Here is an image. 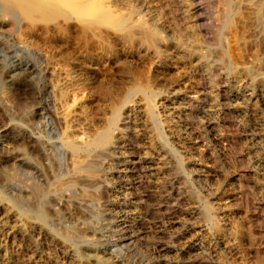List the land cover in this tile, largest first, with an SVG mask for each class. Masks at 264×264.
Returning <instances> with one entry per match:
<instances>
[{
	"label": "rangeland",
	"instance_id": "rangeland-1",
	"mask_svg": "<svg viewBox=\"0 0 264 264\" xmlns=\"http://www.w3.org/2000/svg\"><path fill=\"white\" fill-rule=\"evenodd\" d=\"M34 1L35 5L36 2L41 6L45 5L46 12L45 8L40 10L42 13L39 10L37 12V9L36 11L31 9L30 11L33 12L31 14L26 9H24L25 12L21 11L22 9L11 12L5 0H0V150L2 151H0V166L8 170L15 165L19 172L14 185H5L0 170V220H2L0 224V264H15L17 260L26 259L30 251L37 254L28 262L29 264L31 262V264H96L97 261L88 256L91 249L96 250L100 254H97L98 257L103 258L106 264H165L170 261L174 263L176 259L178 262L183 261L182 264H195V262L196 264H264V106L259 97L254 94V97L247 100L229 99L223 102L217 101L213 94L212 96L207 95L200 102L197 112L191 116H194L193 120L190 115L181 112V106L186 96L194 94L202 86L200 71L195 67V59L188 60L179 55H171L169 66L163 65L159 69L154 67L151 70L142 60L114 39L110 41L111 56L109 58L104 50H101L103 48L97 46V38L87 26L88 23H94L96 26L100 24V26L111 29V25L128 11V7L137 4L136 0H115V3L114 0H111L112 2L109 0ZM116 3L120 5L119 8ZM123 3L124 9L120 8ZM204 4H206L204 5L206 11L202 17H204V23L205 21L207 23L204 24L206 27L203 25L205 34L207 30L213 29L216 22L215 17L219 15L220 8L216 0H207ZM107 6H109L108 9ZM154 9L153 16L157 25L164 26L163 28L171 35L177 34L175 36H178V30L172 26L169 15L163 14L156 7ZM47 11L48 16H46ZM43 13L46 14L43 15ZM210 15L212 16L209 19ZM105 20L108 24L104 23ZM237 20L238 17H235L234 25L231 26L236 28ZM191 32V43L192 39L198 38L199 47L204 49L213 47V44L202 37L197 29L194 28ZM58 34L64 37L61 39ZM230 41L225 42V47L236 55V49ZM193 46L195 47V44ZM21 60L33 64L35 68L37 67L36 71L16 69L15 64ZM143 77L145 80L142 81ZM241 79L239 81L232 76L227 78L224 86L227 87L228 94H235L238 90L240 91L241 85L250 84V81L244 83ZM144 81L152 87L150 96H144L139 92L129 93L135 84ZM23 82L30 84V89L26 92L23 89ZM249 86L253 91L255 90L253 85ZM254 93L258 92L255 90ZM115 111L120 119L127 115L128 122L124 127L112 128L111 140L125 141L123 145L121 143L118 145L116 154L101 157L105 163L100 171L106 168L103 170L104 173L99 172L100 176L106 178L103 184L95 188L88 187V185L65 187L60 200L55 204L49 199L48 192L51 194L57 182L65 184L68 177L74 174L73 169H70L72 168L70 167L71 159L67 157L74 156L73 158H77L75 160L78 161L85 157L83 152L74 153L73 156L67 154L62 142L75 141L80 137L83 141L92 139L100 132L99 129L104 130L108 126ZM62 116L66 117L62 118ZM258 116L260 119L257 118ZM190 121L197 123L196 126H191ZM7 124L8 126L14 124L26 127L25 129H28L31 135L39 138L43 146L44 157L36 150L28 149L24 142L13 143L9 137H6L3 128ZM216 133H222L234 141L237 140L238 145L235 144L233 147L224 145L225 141L219 140ZM7 146L13 149L10 154L12 157L9 159L5 158L6 153L2 149ZM22 147L39 162L44 172L43 176L17 161L19 159L17 150ZM167 147L176 151V155L173 158L170 157L172 162L169 161V163L166 157ZM131 153L144 160L142 159L139 166L133 165L128 172L126 167L130 165L128 162ZM142 153L148 154L143 155ZM176 163L180 167L182 165L181 171H174ZM172 170L177 172V175ZM244 173L247 174L244 175ZM66 175L69 176L66 177ZM157 175L158 177H155ZM163 184H166L164 189ZM239 191H242L243 195ZM93 196L95 198L97 196L96 201ZM82 199L89 200L86 202L87 205L79 204L83 202ZM5 211L8 215L7 212L3 213ZM40 211L44 213V218L40 217ZM17 221H20V224ZM25 231H28L27 234ZM72 234L74 236L71 237ZM127 236H130V239ZM197 241L201 243L203 252L201 251L195 257L191 249L193 243ZM104 262L101 264H105Z\"/></svg>",
	"mask_w": 264,
	"mask_h": 264
},
{
	"label": "bare ground",
	"instance_id": "bare-ground-1",
	"mask_svg": "<svg viewBox=\"0 0 264 264\" xmlns=\"http://www.w3.org/2000/svg\"><path fill=\"white\" fill-rule=\"evenodd\" d=\"M2 1V0H1ZM39 2L41 0H38ZM108 1V0H107ZM111 1V0H109ZM120 1V0H119ZM135 1V0H134ZM205 1L207 0H136L137 4L135 6V4L131 7H126L128 9V11L124 14H122V16H120L118 18V20L111 25V29L108 27H103L100 26H96L94 25V23H86L87 26L90 27V30L93 31L94 35L97 38L96 44L98 47H101L105 52V55L107 57L110 58L111 56V50H110V41L111 39H114L115 41L119 42L120 45L122 44L123 46H125L133 55L137 56V58L139 60H142L147 66H149V68L153 69L155 68H160L163 65H168L169 66V60H171L170 56L171 55H179L180 57H183L185 59L191 60V59H195L194 61H196V66L197 69L200 71V76L202 79V86L201 88L196 91L194 94L192 95H188L185 98V101L183 102V105L181 106V112H185L186 115H190V117L192 115H194L197 111V108L199 107V104L201 101H203L202 99L206 98L207 95H211L213 94V96H215L217 101H223L225 102L226 100L229 99H243V100H247L250 99L251 97H254V94L256 96L259 97L260 101L263 102V106H264V0H216L217 1V6H219L218 8H220V13L219 15H217V17H215V25L214 27H210L212 30L210 31H206V33L204 34L203 30V25L206 23H204V17L203 13L205 10V6L206 4ZM210 1V0H208ZM6 2V6L8 7L9 11L13 12L15 10H21L23 12H25L24 9H26L27 11L31 13L30 10L33 9H37V12L39 10L40 13H42L40 10H42L43 8H45L44 6H41V4H39L38 2H36L35 5V1L34 0H5ZM44 2V0H43ZM43 2L42 5H43ZM112 2V1H111ZM128 2V1H127ZM213 2V1H212ZM210 2V3H212ZM38 3V4H37ZM110 3V2H108ZM115 3V0H114ZM119 3V2H118ZM125 3V2H124ZM124 3L122 5L123 8L124 7ZM131 3V2H130ZM3 4L4 1H3ZM46 4V3H45ZM117 4V3H116ZM110 5V4H109ZM118 5V4H117ZM130 5V4H129ZM211 5V4H210ZM120 5H118L117 7L119 8ZM127 6V5H126ZM208 6V5H207ZM216 6V7H217ZM109 6H107L108 9ZM115 7V6H113ZM154 7L158 8L160 10V12H162L163 14L166 13L167 15H169V20L172 23V26L175 27L178 30L179 35L175 36L177 34H175L173 36V34L171 35L170 32L168 33L167 30L163 27H159L156 23V20L154 18V14L153 11L155 10ZM214 7V6H213ZM125 8V9H126ZM124 9V8H123ZM46 12V8L44 9ZM217 10V9H215ZM20 11V12H21ZM36 11V10H35ZM112 11V10H111ZM116 11V9L114 10ZM108 12V11H107ZM110 12V11H109ZM159 13V11H157ZM208 12V11H207ZM211 12V11H210ZM28 13V12H27ZM35 13V12H34ZM111 13V12H110ZM115 13V12H114ZM206 13V12H205ZM217 13V12H216ZM14 14V13H13ZM46 14V13H45ZM43 13V15H45ZM120 14V13H119ZM156 14V12H155ZM160 14V13H159ZM165 14V15H166ZM210 14V13H209ZM42 15V16H43ZM48 11L46 16H48ZM107 15V14H106ZM216 15V14H215ZM32 16V15H29ZM208 16V15H207ZM212 15H210V17H208L209 19L211 18ZM214 16V15H213ZM110 17V16H109ZM158 17V15H157ZM156 17V19H157ZM235 17H238V26L235 28L231 25H234L233 20L235 19ZM47 18V17H46ZM50 18V17H49ZM48 18V19H49ZM108 18V17H106ZM162 18V17H161ZM160 18V19H161ZM45 19V18H44ZM47 19V21H48ZM111 19V18H110ZM109 19V21H110ZM116 19V17H115ZM166 19V18H165ZM213 19V18H212ZM211 19V20H212ZM158 20V19H157ZM206 20V19H205ZM108 21V22H109ZM115 21V20H114ZM159 21V20H158ZM157 21V22H158ZM208 21V20H207ZM210 21V20H209ZM91 22V21H90ZM107 20H105V24ZM112 22V19H111ZM110 22V23H111ZM166 22H169L166 20ZM233 22V24H232ZM98 23V22H97ZM109 23V24H110ZM113 23V22H112ZM111 23V24H112ZM189 23V24H187ZM211 23V22H209ZM208 23V24H209ZM166 24V23H165ZM207 24V23H206ZM205 24V25H206ZM164 25V24H163ZM171 25V24H170ZM204 25V26H205ZM211 25V24H210ZM236 25V24H235ZM86 26V27H87ZM107 26V25H106ZM161 26V24H160ZM169 26V25H168ZM208 26V25H207ZM206 27V26H205ZM233 27V28H232ZM167 28V27H166ZM195 28V30L197 29L199 31V34L206 38L210 44H213L212 48H201L200 46V40L197 39H192V43H191V31ZM56 29V28H55ZM171 29V28H170ZM174 29V28H173ZM51 30V29H50ZM88 30V29H87ZM175 30V29H174ZM191 30V31H190ZM55 31V30H54ZM173 31V30H171ZM89 33V31H87ZM175 32V31H174ZM196 32V31H195ZM193 32V33H195ZM47 33V32H46ZM177 33V31H176ZM53 34V33H52ZM51 34V35H52ZM91 34V32L89 33ZM197 34V33H196ZM196 34H194L195 38H196ZM92 35V34H91ZM198 35V34H197ZM59 38H63L64 36L61 34H58ZM230 41L231 43H233L232 45H234L235 49H236V55H234L230 50L227 49V47H225V42L226 41ZM52 43V42H51ZM195 44V47L193 46ZM193 44V45H192ZM207 44V43H205ZM199 45V46H198ZM95 46V45H94ZM202 46V44H201ZM205 47V46H204ZM113 49V48H112ZM230 49V48H229ZM126 50V49H125ZM254 52L252 55L251 53ZM235 52V51H234ZM251 52V53H250ZM114 53V52H113ZM104 55V54H103ZM178 57V56H177ZM180 59V58H178ZM111 60V59H110ZM117 62V61H116ZM177 62V61H176ZM192 62V61H191ZM190 63V62H188ZM177 64V63H176ZM178 65V64H177ZM184 65V64H183ZM191 66V64H189ZM144 66V65H143ZM176 66V65H175ZM16 69H28L32 72L36 71V68L33 64L29 63V62H24V61H17V63L15 64ZM178 67V66H177ZM182 67V66H181ZM142 68V67H141ZM164 68V67H163ZM190 68V67H189ZM151 69V70H152ZM164 70V69H163ZM181 70V69H180ZM146 71H149L146 69ZM176 71V69H175ZM192 71V69H191ZM131 72V71H130ZM150 72V71H149ZM174 72V71H173ZM179 72V71H178ZM135 73V72H134ZM140 73V72H139ZM125 74V73H124ZM154 74V73H153ZM196 74V73H195ZM136 75V73H135ZM141 75V74H140ZM145 75V74H144ZM243 75V76H242ZM78 76V75H77ZM152 76V75H151ZM197 76V75H196ZM232 76L233 78L235 77L236 79H241V81L243 80L244 83H246L245 81H250V84L253 85L255 87V90L258 93H254L253 89L250 88V84H244L241 85L240 91L238 90L237 93L235 94H228V91L225 88V81H227V78ZM135 77V76H134ZM149 77V76H148ZM147 77V78H148ZM176 77V76H175ZM198 77V76H197ZM196 77V78H197ZM136 78V77H135ZM155 78V77H154ZM158 78V77H157ZM138 79V76H137ZM25 80V79H24ZM145 80L144 77L142 79V81ZM147 80V79H146ZM149 80V78H148ZM148 80L146 82H148ZM160 80V79H159ZM199 80V78H198ZM23 81V80H22ZM139 81V80H138ZM177 81V80H176ZM198 82V81H197ZM229 83V82H228ZM236 83V82H235ZM242 83V82H241ZM248 83V82H247ZM197 84V83H196ZM200 84V83H199ZM243 84V83H242ZM18 85V83H17ZM23 89L24 91H28L30 89V84L28 82H23ZM152 85V84H151ZM150 85V86H151ZM227 85V83H226ZM229 85V84H228ZM235 85V84H234ZM19 86V85H18ZM134 86V85H133ZM197 86V85H196ZM132 87V86H131ZM195 87V86H194ZM235 87V86H234ZM252 87V86H251ZM34 88V86H33ZM150 88L148 86V83L145 84V81L142 83H138L137 85L135 84L134 87L131 88L130 90V94L133 93H142L144 96L147 95H151L150 92ZM231 88V87H230ZM22 89V90H23ZM36 90V89H35ZM194 91V90H193ZM235 91V90H234ZM185 92V91H184ZM34 93V92H33ZM128 93V92H127ZM153 93L156 94V92L153 90ZM189 93V92H187ZM191 93V92H190ZM234 93V92H233ZM26 94V93H25ZM30 94V93H29ZM158 94V93H157ZM127 95V94H126ZM176 95V94H175ZM178 95V94H177ZM185 95V94H184ZM10 96V95H9ZM25 96V95H24ZM27 96V95H26ZM132 98V97H131ZM142 98V97H141ZM150 98V97H149ZM148 98V99H149ZM182 98V97H181ZM214 98V97H213ZM33 99V98H32ZM147 99V98H145ZM140 100V99H139ZM212 100V99H211ZM31 101V100H30ZM215 101V102H217ZM258 101V100H257ZM210 102V100H209ZM214 102V101H212ZM236 102V101H235ZM240 102V101H239ZM245 102V101H244ZM254 102H256L254 100ZM76 103V102H75ZM150 104V103H149ZM171 104V103H169ZM176 105V103H174ZM256 104V103H255ZM23 105V104H21ZM121 105V104H120ZM119 105V106H120ZM179 105V104H178ZM211 105V104H210ZM209 105V106H210ZM230 105V104H229ZM233 105V103H232ZM231 105V106H232ZM247 105V104H246ZM253 105V104H252ZM8 106V105H7ZM25 106V105H24ZM28 106V105H27ZM30 106V105H29ZM72 106V105H71ZM118 106V107H119ZM149 106V105H148ZM216 106V105H215ZM218 106V105H217ZM220 106V105H219ZM234 106V105H233ZM240 106V104L238 105ZM244 106V105H243ZM260 106V105H259ZM131 107V106H130ZM207 107V106H206ZM205 107V108H206ZM221 107V106H220ZM208 108V107H207ZM237 108V107H236ZM235 108V109H236ZM245 108V107H244ZM264 108V107H263ZM36 109V108H35ZM123 109V107H122ZM129 109V108H128ZM134 109V108H133ZM179 109V108H178ZM214 109V108H213ZM217 109V108H216ZM250 109V108H249ZM247 109V110H249ZM39 110V109H38ZM118 110V109H117ZM116 110V111H117ZM211 110V109H210ZM219 110V108H218ZM232 110V109H231ZM246 110V109H245ZM246 110V111H247ZM262 110V109H261ZM50 111V110H49ZM115 111V113L113 114L111 120L109 121L108 126L103 130L102 128L99 129L100 132H98L92 139L90 140H85L83 141V139L80 137L78 138V136H76L78 139H76L75 141H63V145L66 148V151L68 152L67 154H70L71 156H73L74 153L77 152H83L85 155L84 158H82L81 161L75 160L77 158H71L70 156L67 157L68 159L70 158L71 161V166L73 169L72 171H74L72 176H67L68 179L66 180L65 184L63 183H58L59 185L54 186L55 188H53L51 190V194L50 192L48 197L51 201H53L55 204L58 203V201L61 198V193L63 191V189L66 188H74V187H78V186H85L88 185L91 187H97L99 184H101L105 179L100 176L99 172H103V170L105 169H101L102 171H100V168L102 166H104L103 164V159H101L102 156H112L113 153H115V151L118 149V145L121 143V145H123L125 140L120 141L119 139H117L116 141H112L111 140V136L112 135V128H116L119 126H126L127 125V115H125L123 118H119L117 112ZM133 111V110H132ZM154 111V110H153ZM177 111V110H176ZM251 111V110H250ZM41 112V111H40ZM136 112V111H135ZM134 112V114H135ZM179 112V111H178ZM177 112V113H178ZM207 112V111H206ZM218 112V111H217ZM263 112V111H262ZM29 113V112H28ZM32 113V111L30 112ZM38 113V112H37ZM50 113H52L50 111ZM240 113V112H239ZM245 113V112H244ZM257 113V112H256ZM260 113V112H259ZM56 114V113H55ZM203 114V112H202ZM205 114V113H204ZM234 114V113H233ZM59 115V114H58ZM136 115V114H135ZM150 115H152L150 113ZM155 115V114H154ZM211 115V114H210ZM209 115V116H210ZM224 115V114H223ZM226 115V114H225ZM231 115V114H229ZM235 115V114H234ZM244 115V114H243ZM246 115V114H245ZM251 115V114H250ZM253 115V114H252ZM256 115V114H255ZM263 115V113H262ZM27 116V115H26ZM40 116V115H39ZM53 116V113H52ZM202 116V115H201ZM208 116V117H209ZM218 116V114H217ZM248 116V115H247ZM66 116H62V118H65ZM187 117V116H186ZM189 117V116H188ZM194 117V116H193ZM193 117H191L193 119ZM204 117V116H203ZM221 117V116H220ZM253 117V116H252ZM251 117V118H252ZM57 118V117H56ZM61 118V119H62ZM135 118V117H134ZM155 118V117H154ZM218 118V117H216ZM223 118V117H222ZM254 118V117H253ZM259 118V116L257 117ZM263 118V117H262ZM29 119V118H26ZM60 119V118H59ZM189 119V118H188ZM207 119V118H206ZM213 119V118H211ZM235 119V118H234ZM260 119V118H259ZM55 120V118H54ZM65 120V119H63ZM136 120V119H135ZM151 120V118H150ZM180 120V118H179ZM194 120V119H193ZM202 120V119H201ZM210 120V119H209ZM214 120V119H213ZM236 120V119H235ZM30 121V119L28 120ZM152 121H154V119H152ZM196 122L199 120H195ZM215 121V120H214ZM219 121V120H218ZM223 121V120H222ZM221 121V122H222ZM231 121V120H230ZM257 121V120H256ZM59 122L64 123L62 120H59ZM58 122V123H59ZM135 122V121H132ZM192 122V121H190ZM207 122V121H206ZM213 122V121H211ZM226 122V121H225ZM237 122V121H236ZM258 122V121H257ZM264 122V121H263ZM9 123V122H8ZM137 123V122H136ZM149 123V122H148ZM153 123V122H152ZM155 123V122H154ZM157 123V122H156ZM186 123V122H185ZM18 124V123H17ZM65 124V123H64ZM190 124V123H189ZM197 123L192 122L191 126H196ZM222 124V123H221ZM220 124V125H221ZM226 124V123H225ZM229 124V123H228ZM201 125V123H200ZM203 125V124H202ZM213 125V124H212ZM219 125V126H220ZM232 125V124H230ZM235 125V124H234ZM239 125V124H238ZM264 125V124H263ZM23 126V125H22ZM134 126V125H133ZM190 126V127H191ZM218 126V125H217ZM218 126V127H219ZM132 127V126H131ZM136 127V126H135ZM154 127V126H153ZM189 127V126H188ZM26 128V127H25ZM25 128L19 126V125H10L8 126L5 125L3 128V133L6 137H9L11 139V141L13 143H17L19 141L24 142L27 146L28 149H32V150H36L40 155H42V157H44V153H43V146L41 145V141L39 138L33 136L30 134V132H28V129L26 130ZM134 128V127H133ZM143 128V127H142ZM141 128V129H142ZM215 128V127H214ZM233 128V127H232ZM241 128V127H240ZM136 129V128H135ZM140 129V128H139ZM203 129V128H202ZM219 129V128H218ZM222 129V126H221ZM2 130V129H1ZM30 130V129H29ZM102 130V131H101ZM130 130V129H129ZM212 130V129H211ZM215 130V129H214ZM220 130V129H219ZM231 130V129H230ZM207 131V130H206ZM210 131V130H209ZM224 131V130H223ZM244 131V130H243ZM130 132V131H128ZM204 132V131H203ZM215 132V131H214ZM220 132V131H219ZM236 132V131H235ZM33 133V132H32ZM126 133V132H125ZM207 133V132H206ZM226 133V132H225ZM229 133V132H228ZM242 133V132H241ZM132 134V132H131ZM136 134V133H135ZM161 134V133H160ZM201 134V133H200ZM219 140L221 141H225L224 145H228L229 147H233L235 144H237V140L234 141L232 139H230L227 135L222 134V133H216ZM234 134V132H233ZM237 134V133H236ZM235 134V135H236ZM239 134V132H238ZM36 135V134H35ZM138 135V134H137ZM204 135V134H203ZM79 136H83V135H79ZM92 136V135H91ZM90 136V137H91ZM161 137V136H160ZM216 137V136H214ZM235 137V136H234ZM63 138V137H62ZM66 138V136H65ZM68 138V137H67ZM66 138V139H67ZM83 138H85V136H83ZM89 139V137H87ZM114 138V137H112ZM199 138V137H198ZM236 138V137H235ZM69 139V138H68ZM82 139V140H81ZM133 139V138H132ZM207 139V137H206ZM240 139V138H238ZM62 140V139H61ZM64 140V139H63ZM204 140V139H203ZM131 142V139L129 140ZM134 141V140H133ZM218 141V140H217ZM61 142V141H60ZM58 142V143H60ZM166 142V141H165ZM9 143V142H8ZM132 143V142H131ZM135 143V142H134ZM139 143V142H138ZM209 143V142H208ZM219 143V142H218ZM240 143V142H239ZM11 144V142H10ZM61 144V143H60ZM162 144V143H161ZM222 144V143H221ZM242 144H243V140H242ZM8 145V144H7ZM62 145V146H63ZM165 145V144H164ZM167 145V144H166ZM165 145V146H166ZM238 145V144H237ZM241 145V144H240ZM1 146V145H0ZM61 146V145H60ZM141 146V145H140ZM168 146V145H167ZM170 146V145H169ZM172 146V145H171ZM126 147V146H125ZM142 147V146H141ZM164 147V146H163ZM174 147V146H173ZM240 147V146H239ZM13 148V147H12ZM46 148V147H45ZM138 148V147H137ZM242 148V147H240ZM3 151L6 153L4 156L5 158L9 159L10 157H12V155H10L13 151V149L9 148L7 146L6 147H2ZM135 149V148H133ZM140 149V148H139ZM143 149V148H142ZM233 149V148H232ZM235 149V148H234ZM132 150V149H131ZM136 150V149H135ZM166 150V149H165ZM236 150V149H235ZM1 151V150H0ZM18 153L19 155V159L17 161H20L22 164L27 165L30 169H32L33 171H35L36 173L40 174L41 176H43V170L42 167L39 165V162H37L34 157L31 156L30 152L28 150H26L24 147L22 148H18ZM124 151V150H123ZM128 151V150H127ZM130 151V150H129ZM128 151V152H129ZM140 151V150H139ZM144 151V150H143ZM2 152V151H1ZM119 152V151H118ZM163 152V151H162ZM65 153V152H64ZM135 153V151L133 152V154ZM137 153V151H136ZM140 153V152H139ZM178 153V152H177ZM56 154V153H55ZM66 154V155H67ZM116 154V153H115ZM125 154V152H124ZM132 154V153H131ZM130 155V161L128 162V165L126 167V170L129 172L130 168H132L133 165H138L139 163H141V161L144 160V158L142 157H137L135 155ZM138 154V153H137ZM143 154V153H142ZM145 154V153H144ZM143 154V155H144ZM148 154V153H146ZM145 154V155H146ZM161 154V153H160ZM165 154V153H164ZM167 162L169 163L172 162L171 158H173L176 155V151L172 148L167 147ZM1 155V154H0ZM35 155V154H34ZM126 155V154H125ZM182 155V154H181ZM36 156V155H35ZM38 156V155H37ZM47 156H49V154H47ZM65 156V155H63ZM117 156V155H116ZM119 156V155H118ZM163 156V155H162ZM78 157V156H77ZM115 157V156H114ZM124 157V156H123ZM150 157V156H148ZM159 157V156H158ZM165 157V159H166ZM171 157V158H170ZM40 158V157H39ZM47 158V157H46ZM55 158V157H53ZM107 159V157H105ZM121 158V156H120ZM127 158V157H126ZM161 158V157H160ZM164 158V157H162ZM177 158V156H176ZM45 159V158H44ZM52 159V158H51ZM119 159V158H118ZM125 159V158H124ZM143 159V160H142ZM1 160V159H0ZM54 160V159H52ZM174 160V159H173ZM176 160V159H175ZM182 161V159H180ZM14 161V160H13ZM39 161V160H38ZM45 161V160H44ZM166 161V160H165ZM164 161V162H165ZM7 162V161H6ZM19 162V163H20ZM57 162V161H56ZM48 160L46 162V166H47ZM65 163V162H64ZM126 163V162H125ZM4 164V163H3ZM45 164V163H44ZM124 164V163H123ZM151 164V163H150ZM166 164V163H165ZM164 164V165H165ZM50 165V164H48ZM109 165V164H108ZM125 165V164H124ZM148 165V164H147ZM163 165V166H164ZM171 165V164H170ZM173 165V164H172ZM175 165V164H174ZM53 166V165H52ZM107 166V165H106ZM139 166V165H138ZM142 166V165H141ZM160 166V165H159ZM184 166V165H183ZM3 167V166H2ZM108 167V166H107ZM152 167V166H151ZM170 167V166H169ZM182 167V165H181ZM180 165H175V169L174 171H181L180 170ZM48 168V166H47ZM7 169V168H6ZM120 169V168H119ZM125 169V168H124ZM129 169V170H128ZM139 169V168H138ZM0 170L1 173L3 175L4 178V184L5 185H14L15 181L17 179V176H19V172L17 170V167L15 165H12V167L8 170H4L1 168L0 166ZM50 170V169H49ZM55 170V169H53ZM108 170V169H107ZM117 170V169H116ZM146 170V169H145ZM171 170V169H170ZM248 170V168H247ZM246 170V171H247ZM52 171V170H51ZM56 171V170H55ZM70 171V170H69ZM68 171V172H69ZM109 171H111V169L109 168ZM115 171V170H114ZM122 171V170H121ZM126 171V172H127ZM156 171V169L154 170ZM159 171V170H158ZM166 171V170H165ZM173 171V170H172ZM173 171V172H174ZM251 171V170H250ZM249 171V173H250ZM57 172V171H56ZM125 172V171H124ZM139 172V171H138ZM163 172V171H162ZM171 172V171H169ZM35 173V174H36ZM55 173V172H54ZM64 173V172H63ZM104 173V172H103ZM119 173V172H118ZM149 173V172H148ZM154 173V172H153ZM175 173V172H174ZM177 173V172H176ZM175 173V174H176ZM240 173V172H239ZM48 174V173H47ZM50 174V171H49ZM52 174V173H51ZM69 174V173H68ZM146 174V173H145ZM157 174V173H156ZM170 174V173H169ZM172 174V173H171ZM190 174V173H189ZM242 174V173H241ZM247 173H244V175H246ZM37 175V174H36ZM45 175V174H44ZM103 175V174H102ZM105 175V174H104ZM121 175V174H120ZM127 175V174H126ZM137 175V174H136ZM165 175V174H164ZM177 175V174H176ZM179 175V174H178ZM182 175V174H181ZM239 175V174H238ZM242 175V176H244ZM122 176V175H121ZM50 177V176H49ZM118 177V176H117ZM141 177V176H140ZM155 177H158L155 176ZM167 177V176H166ZM245 177V176H244ZM52 178V176H51ZM64 178V177H61ZM163 178V177H162ZM177 178V177H176ZM181 178V177H180ZM178 178V179H180ZM184 178H186L184 176ZM193 178V177H192ZM247 178V177H245ZM56 179V177L54 178ZM66 179V178H64ZM147 179V178H146ZM158 179V178H157ZM243 179V178H241ZM44 180V179H43ZM46 180V179H45ZM51 180V179H50ZM156 180V179H155ZM162 180V179H161ZM183 180V179H182ZM240 180V179H239ZM54 181V180H53ZM64 181V180H63ZM149 181V180H148ZM160 181V180H158ZM165 181V180H164ZM188 181V180H187ZM241 181V180H240ZM43 182V181H42ZM143 182V181H142ZM257 182V181H256ZM53 183V182H52ZM55 183V182H54ZM106 183V181H105ZM110 183V182H109ZM140 183V182H139ZM145 183V180H144ZM149 183V182H148ZM152 183V182H151ZM163 183V182H162ZM169 183V182H168ZM177 183V181H176ZM181 183V182H180ZM178 183V184H180ZM239 183V182H238ZM247 183V182H246ZM245 183V184H246ZM103 184V183H102ZM147 184V183H146ZM160 184V183H159ZM183 184V183H182ZM17 185V184H16ZM48 185V184H47ZM153 185V184H152ZM156 185V184H155ZM168 185V184H167ZM239 185V184H238ZM237 185V186H238ZM50 186V185H49ZM102 186V185H101ZM141 186V185H140ZM145 186V185H144ZM148 186V185H147ZM233 186V185H232ZM249 186V185H248ZM10 187V186H9ZM16 187V186H15ZM40 187V186H39ZM42 187V186H41ZM45 187V186H44ZM52 187V186H51ZM150 187V186H149ZM175 187V186H174ZM186 187V186H185ZM235 187V186H234ZM239 187V186H238ZM242 187V186H241ZM100 188V187H99ZM108 188V187H107ZM138 188V187H137ZM141 188V187H140ZM148 188V187H147ZM156 188V187H155ZM162 188H166V184L162 185ZM170 188V187H169ZM249 188V187H248ZM24 189V188H23ZM39 189V188H38ZM36 189V190H38ZM85 189V188H83ZM234 189V188H233ZM238 189V188H237ZM240 189V188H239ZM26 190V189H25ZM152 190V189H150ZM161 190V189H160ZM170 190V189H169ZM188 190V189H187ZM232 190V189H231ZM19 191V190H18ZM30 191V190H29ZM72 191V190H71ZM139 191V190H138ZM137 191V192H138ZM163 191V190H162ZM236 191V188H235ZM249 191V190H248ZM28 192V191H27ZM38 192V191H37ZM40 192V191H39ZM67 192V191H66ZM83 192V191H82ZM87 192V191H86ZM134 192V191H133ZM151 192V191H150ZM156 192V191H155ZM154 192V193H155ZM167 192V191H166ZM173 192V191H172ZM171 192V193H172ZM232 192V191H231ZM238 192V191H237ZM236 192V193H237ZM242 194V191H239ZM26 193V192H25ZM32 193V192H31ZM42 193V192H41ZM69 193V192H68ZM148 193V192H147ZM248 193V192H247ZM27 194V193H26ZM67 195V193H64ZM92 194V193H90ZM137 194V193H136ZM142 194V193H141ZM168 194V193H167ZM184 194V193H182ZM232 194V193H231ZM240 194V195H241ZM246 194V193H244ZM251 194V193H249ZM248 194V195H249ZM30 195V194H28ZM34 195V194H33ZM40 195V194H39ZM63 195V194H62ZM148 195V194H147ZM177 195V194H176ZM197 195V194H195ZM238 195V193H237ZM243 195V194H242ZM79 196V195H78ZM92 196V195H91ZM152 196V195H151ZM168 196V195H167ZM234 196H236L234 194ZM246 196V195H245ZM253 196V195H252ZM27 197V196H26ZM34 197V196H33ZM66 197V196H65ZM68 197V196H67ZM99 197V195H98ZM147 197V196H146ZM145 197V198H146ZM165 197V196H164ZM178 197V196H177ZM183 197V195H182ZM70 198V197H68ZM82 198V197H81ZM83 198H87V197H83ZM92 198V197H90ZM94 201H96V198L93 196ZM139 198V197H138ZM158 198V197H157ZM162 198V197H161ZM160 198V199H161ZM174 198V197H173ZM184 198V197H183ZM187 198V196H186ZM234 198V197H233ZM244 198V197H243ZM66 199V198H65ZM74 199V198H73ZM72 199V200H73ZM89 199V198H88ZM125 199V198H124ZM159 199V198H158ZM172 199V198H171ZM180 199V198H178ZM198 199V198H197ZM196 199V200H197ZM200 199V198H199ZM242 199V198H240ZM31 201H33L32 199H30ZM35 200V199H34ZM75 200V199H74ZM83 200V199H82ZM91 200V199H90ZM150 200V199H149ZM148 200V201H149ZM154 200V199H153ZM163 200V199H162ZM238 200V199H237ZM87 201L86 200L81 203H79L80 205H87ZM152 201V200H151ZM201 201V200H200ZM50 202V201H49ZM61 202V201H60ZM76 204H78L77 201H74ZM93 202V201H92ZM155 202V201H154ZM165 202V200L163 201ZM162 202V203H163ZM171 202V201H170ZM196 202V201H195ZM237 202V201H236ZM242 202V201H241ZM33 203V202H32ZM41 203V202H40ZM39 203V204H40ZM95 203V202H94ZM127 203V202H126ZM169 203V202H168ZM172 203V202H171ZM174 203V202H173ZM182 203V201H181ZM36 204V203H35ZM38 204V205H39ZM50 204V203H48ZM140 204V203H139ZM160 204V203H159ZM176 204V203H175ZM199 204V202L197 203ZM41 205V204H40ZM65 205H67L65 203ZM64 205V206H65ZM144 205V204H143ZM166 205H167V200H166ZM3 206V205H2ZM60 206V205H59ZM69 206V205H68ZM75 206V205H74ZM90 206V205H88ZM157 206V205H155ZM169 206V205H168ZM176 206V205H175ZM41 207V206H40ZM39 207V209H40ZM67 207V206H65ZM64 207V208H65ZM71 207V206H70ZM81 207V206H80ZM78 207V208H80ZM144 207V206H143ZM158 207V206H157ZM177 207V206H176ZM199 207V206H197ZM196 207V208H197ZM204 207V206H202ZM206 207V206H205ZM5 208V207H4ZM140 208V207H139ZM154 209V208H153ZM164 209V208H163ZM162 209V210H163ZM166 209V208H165ZM194 209V208H193ZM201 209V208H200ZM68 210V209H67ZM140 210V209H139ZM145 210V208H144ZM150 210V208H149ZM159 210V209H157ZM195 210V209H194ZM54 211V209H53ZM60 211V210H59ZM148 211V210H146ZM168 211V210H167ZM177 211V209H176ZM181 211V210H180ZM192 211V210H191ZM203 211V210H202ZM205 211V210H204ZM7 211L3 212L6 213ZM37 212V211H36ZM39 212V211H38ZM52 212V211H51ZM56 212V211H54ZM53 212V214H54ZM84 212V210H83ZM86 212V211H85ZM160 212V211H159ZM170 212V211H169ZM175 212V211H174ZM195 212V211H194ZM200 212V211H199ZM216 212V211H215ZM1 213V214H3ZM201 213V212H200ZM205 213H207L205 211ZM204 213V214H205ZM57 214V213H56ZM148 214V212H147ZM163 214V213H162ZM170 214V213H169ZM174 214V213H172ZM177 214V213H176ZM198 214V212H197ZM211 214V213H209ZM208 214V215H209ZM8 215V212H7ZM6 215V216H7ZM11 215V214H10ZM58 215V214H57ZM141 215V214H140ZM86 216V215H84ZM195 216V215H194ZM198 216V215H197ZM8 217V216H7ZM40 217L44 218V213L42 211H40ZM135 217V216H134ZM210 217V216H209ZM11 218V217H10ZM17 218V217H16ZM140 218V217H139ZM138 218V219H139ZM177 218V217H176ZM5 219V218H4ZM136 219V218H135ZM197 219V218H195ZM204 219V218H203ZM44 220V219H43ZM132 220V219H131ZM148 220V219H147ZM189 220V219H188ZM2 220H0V224H1ZM10 223V221H9ZM15 223V221H14ZM18 224H20V221H17ZM137 223V221H136ZM204 223V221H203ZM29 224V223H28ZM31 224V221H30ZM183 224V223H182ZM37 226V224H35ZM4 226V225H2ZM10 226V225H9ZM30 226V225H29ZM32 226V225H31ZM87 226V225H86ZM85 226V227H86ZM133 226V225H132ZM89 227V225H88ZM202 227V226H201ZM14 228V227H13ZM18 229V227H16ZM22 228V226L20 227ZM31 228V227H30ZM33 228V227H32ZM35 228V227H34ZM7 229V228H6ZM83 229V227H82ZM13 230V229H12ZM23 230V229H21ZM25 230V229H24ZM35 230V229H34ZM70 230V229H69ZM74 230V229H72ZM76 230V229H75ZM79 230V229H77ZM84 230V229H83ZM89 230V229H88ZM92 230V229H91ZM3 231V229H2ZM15 231V230H14ZM29 231V230H28ZM28 231H25L28 232ZM12 232V231H11ZM81 232V231H79ZM183 232V231H181ZM8 233V232H7ZM10 233V232H9ZM22 233V232H21ZM42 233V232H41ZM68 233H70L68 231ZM27 234V233H26ZM66 234V233H65ZM71 234V233H70ZM76 234V233H75ZM176 234V233H175ZM174 234V236H175ZM7 235V234H6ZM25 235V234H24ZM133 235V234H132ZM259 235V234H258ZM74 236L73 234L71 235V237ZM78 236V235H77ZM198 236V235H197ZM261 236V234H260ZM7 237V236H6ZM11 237V236H10ZM17 237V236H16ZM23 237V236H22ZM130 239V236H127ZM256 237V236H255ZM12 238V237H11ZM67 238H68V234H67ZM126 238V237H125ZM196 238V237H195ZM194 238V239H195ZM203 238V237H202ZM25 239V238H24ZM69 239V238H68ZM82 239V237H81ZM197 239V238H196ZM258 239V237L256 238V240ZM263 239V238H262ZM261 239V240H262ZM26 240V239H25ZM24 240V241H25ZM89 240V239H88ZM185 240V239H184ZM19 241V240H18ZM72 241V240H71ZM85 241V240H84ZM87 241V240H86ZM90 241V240H89ZM132 241V240H131ZM254 242L257 243V241L253 240ZM15 242V241H14ZM17 242V241H16ZM20 242V241H19ZM26 242V241H25ZM78 242V241H77ZM260 244V241H258ZM29 243V242H28ZM34 243V242H33ZM86 243V242H85ZM13 244V243H12ZM22 244V243H21ZM89 244V243H88ZM192 244V243H191ZM15 245V244H14ZM23 245V244H22ZM66 245V244H65ZM93 245V243H92ZM208 245V244H207ZM261 245V244H260ZM38 246V245H37ZM96 246V245H95ZM94 246V247H95ZM18 247V246H17ZM21 247V246H20ZM19 247V248H20ZM184 247V246H183ZM29 248V246H28ZM84 248V247H83ZM87 248V247H86ZM189 248V247H188ZM202 245L201 243L194 242L192 245V252L194 253L195 257L198 256V254L202 251ZM38 249V248H37ZM66 249V248H65ZM74 249V248H73ZM98 249V248H97ZM167 249V248H166ZM211 249V248H210ZM251 249V248H250ZM71 250V248H70ZM86 250V249H85ZM186 250V249H183ZM72 251V250H71ZM187 251V250H186ZM25 252V251H22ZM67 252V251H66ZM78 252V251H77ZM88 254L89 258L94 259L97 263L101 264L104 262V260H102L100 257H98V254L96 250L91 249ZM249 252V251H248ZM29 253V252H28ZM63 253V252H62ZM69 253V252H67ZM190 253V251H189ZM37 254V253H36ZM34 251H30V253L28 254L26 259L23 260H17L15 264H27L29 261H31V259L36 256ZM70 254V253H69ZM74 254V251H73ZM98 254V255H97ZM204 254V253H203ZM68 255V254H67ZM78 255V253H77ZM208 255V254H207ZM206 255V256H207ZM2 256V255H1ZM17 256V255H16ZM21 256V255H20ZM63 256V255H62ZM76 256V255H75ZM86 256V255H85ZM192 256V254H191ZM18 257V256H17ZM22 257V256H21ZM70 257V256H69ZM68 257V258H69ZM102 257V256H101ZM187 257V256H186ZM185 257V258H186ZM194 257V256H193ZM190 257V258H193ZM200 257V256H199ZM198 257V258H199ZM210 257V256H209ZM208 257V258H209ZM20 258V257H19ZM66 258V257H65ZM189 258V259H190ZM201 258V257H200ZM62 259V258H61ZM90 259V260H91ZM108 259V258H106ZM188 259V258H187ZM186 259V260H187ZM197 259V258H196ZM210 259V258H209ZM213 259V258H212ZM7 260V259H6ZM9 260V258H8ZM64 260V259H62ZM78 260V258H77ZM170 260V259H169ZM191 260V259H190ZM10 261V260H9ZM37 261V260H36ZM106 261V260H105ZM167 261V260H166ZM177 261V259H176ZM174 262V263H170L172 261H170L169 263H165V264H182V262ZM181 261V260H180ZM194 261V260H193ZM207 261V260H206ZM67 262V261H66ZM164 262V261H163ZM192 262V261H191ZM8 263V261H7ZM10 263V262H9ZM32 263V262H31ZM30 263V264H31ZM34 263V262H33ZM105 263V262H104ZM107 263V262H106ZM105 263V264H106ZM193 263V262H192ZM6 264V263H5ZM29 264V263H28ZM63 264V263H62ZM196 264V262H195Z\"/></svg>",
	"mask_w": 264,
	"mask_h": 264
}]
</instances>
